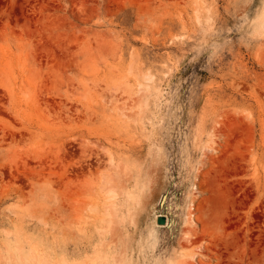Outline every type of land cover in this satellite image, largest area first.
<instances>
[{
    "label": "rangeland",
    "instance_id": "374dc122",
    "mask_svg": "<svg viewBox=\"0 0 264 264\" xmlns=\"http://www.w3.org/2000/svg\"><path fill=\"white\" fill-rule=\"evenodd\" d=\"M0 264H264V0H0Z\"/></svg>",
    "mask_w": 264,
    "mask_h": 264
},
{
    "label": "water",
    "instance_id": "95a60500",
    "mask_svg": "<svg viewBox=\"0 0 264 264\" xmlns=\"http://www.w3.org/2000/svg\"><path fill=\"white\" fill-rule=\"evenodd\" d=\"M160 221H161V222H164V221H165V218H164V217H162V218L160 219Z\"/></svg>",
    "mask_w": 264,
    "mask_h": 264
}]
</instances>
